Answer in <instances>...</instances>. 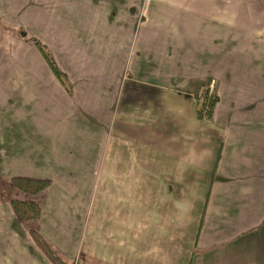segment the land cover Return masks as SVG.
Masks as SVG:
<instances>
[{
	"label": "crops",
	"instance_id": "crops-1",
	"mask_svg": "<svg viewBox=\"0 0 264 264\" xmlns=\"http://www.w3.org/2000/svg\"><path fill=\"white\" fill-rule=\"evenodd\" d=\"M0 22L71 87L0 25V264H51L30 232L64 264H264V0H0ZM191 146L212 158L177 182Z\"/></svg>",
	"mask_w": 264,
	"mask_h": 264
},
{
	"label": "trees",
	"instance_id": "trees-1",
	"mask_svg": "<svg viewBox=\"0 0 264 264\" xmlns=\"http://www.w3.org/2000/svg\"><path fill=\"white\" fill-rule=\"evenodd\" d=\"M0 25H3L0 22ZM3 27L7 30L14 31L18 35V37L24 42H31L36 48L37 52L45 62L46 66L56 78V80L62 85L65 89L66 93L71 94V87L67 80V77L60 71V69L56 66L48 48L38 41L35 38L28 37L26 32L21 28H12L9 26L3 25ZM205 89L199 95L195 96V100L199 102L200 108L196 112V115L199 119L202 120H210L213 114L214 107L217 103V96L212 87H210V82H206ZM11 185L16 188L18 191L28 194L35 195L42 190H44L49 182L47 180L42 179H30L23 177H11L10 178ZM10 206L14 214L18 217V219L22 222L35 220L40 215L39 207L33 202L20 201V200H10ZM30 236L36 246L41 250V252L46 256V258L51 262V264H64L54 253L53 251L46 245V243L42 240V238L35 232H30Z\"/></svg>",
	"mask_w": 264,
	"mask_h": 264
},
{
	"label": "clouds",
	"instance_id": "clouds-1",
	"mask_svg": "<svg viewBox=\"0 0 264 264\" xmlns=\"http://www.w3.org/2000/svg\"><path fill=\"white\" fill-rule=\"evenodd\" d=\"M200 126L195 122L192 121L190 124V130L195 133L198 131ZM212 149L211 148H203L197 151L195 146L188 147L186 153L181 157V161L178 164V175H177V182L183 181V171H187L189 168H204L207 166L208 161L212 158ZM177 212L181 215H187L194 204L191 200H184V201H177Z\"/></svg>",
	"mask_w": 264,
	"mask_h": 264
},
{
	"label": "rangeland",
	"instance_id": "rangeland-1",
	"mask_svg": "<svg viewBox=\"0 0 264 264\" xmlns=\"http://www.w3.org/2000/svg\"><path fill=\"white\" fill-rule=\"evenodd\" d=\"M114 193H115V189H114ZM115 195H116V193H115Z\"/></svg>",
	"mask_w": 264,
	"mask_h": 264
}]
</instances>
